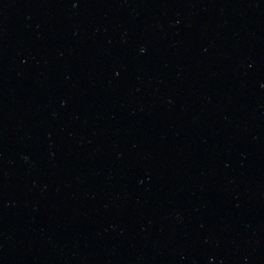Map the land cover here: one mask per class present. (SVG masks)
Wrapping results in <instances>:
<instances>
[{
	"label": "water",
	"instance_id": "obj_1",
	"mask_svg": "<svg viewBox=\"0 0 264 264\" xmlns=\"http://www.w3.org/2000/svg\"><path fill=\"white\" fill-rule=\"evenodd\" d=\"M212 0H0V264H189Z\"/></svg>",
	"mask_w": 264,
	"mask_h": 264
}]
</instances>
